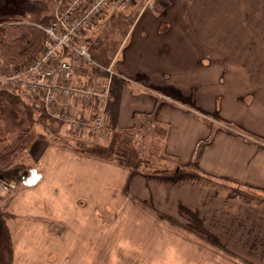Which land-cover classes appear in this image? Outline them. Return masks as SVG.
<instances>
[{"label":"crops","instance_id":"0c3cea01","mask_svg":"<svg viewBox=\"0 0 264 264\" xmlns=\"http://www.w3.org/2000/svg\"><path fill=\"white\" fill-rule=\"evenodd\" d=\"M170 2L172 7L165 14L169 17V11L175 6L173 0ZM139 3L137 0L131 8ZM161 17L152 12L141 13L139 18L146 22L144 29L137 31L134 27L128 35L131 37L136 32L134 37L115 53L117 55L106 66L113 71L116 63L123 65L124 72H119L121 80L114 81L108 73L103 77L98 73L96 79L86 71L76 73L82 81L89 78L99 82L110 80L112 98L106 105V122L101 130L107 134V139L112 140L115 133H127L137 143L143 137L154 143V153L158 158L156 164L171 163L173 168H158L154 163L153 169L139 172L122 167L115 161L90 158L41 140L10 170L11 181L16 180L18 174L23 175L24 181L18 183L16 190L0 195V209L3 215L7 213L2 223L13 240L33 237V234L29 235L30 230H35V234L39 232L41 236L46 231V237L50 239L51 228L47 227L46 221L50 220L49 213L54 207L47 199L57 195L60 199L68 197L74 202L79 196L71 189L79 178L66 175L71 179L69 183L65 173L71 165L76 172L77 165L84 162L94 165L97 171L106 170L114 189L120 188L130 202L136 201L140 208H145L143 211L148 210L169 223L171 228L182 230L190 240H204L212 247L218 246L214 248L236 264H264V44L259 43L264 31L253 29L251 36L255 39L251 40V45L236 46V51L241 53L250 47L252 55L236 61L234 94H229L230 98H225V102L218 106L219 116L234 121L238 129L231 130L230 134L222 131L213 133L214 130L199 120L191 107L183 105L177 98L178 92L179 96L188 95L189 88L178 85L181 79H187L189 73L203 75L205 67L210 66H205L203 57L199 55L202 47L195 39L197 34L189 35L190 30L181 33L191 36L194 42L183 47L185 56L177 55L179 46L159 43L172 31L161 32ZM99 22L87 31L91 46ZM119 57L121 62H117ZM222 61L226 62V58L220 59L219 64ZM219 68L222 67L219 65ZM112 73L114 75V71ZM219 77L221 85H228L229 76H220L219 73ZM186 99L189 100L187 104L197 103V98L187 96ZM228 106H233L234 116L228 115ZM66 109L78 114L84 110L93 111L94 105L70 102ZM40 112L49 121L64 124L43 109ZM211 136L213 140L206 142ZM155 170L162 172L155 173ZM28 180L32 182L27 183ZM137 182L138 188L134 187ZM88 186L95 188L93 184ZM40 201L46 203L38 204ZM77 202L60 211L68 215L82 212L84 206ZM79 217L76 216L75 220H82ZM73 218L63 219L70 222ZM60 228L71 230L67 226ZM22 230L26 236L21 234Z\"/></svg>","mask_w":264,"mask_h":264},{"label":"rangeland","instance_id":"374dc122","mask_svg":"<svg viewBox=\"0 0 264 264\" xmlns=\"http://www.w3.org/2000/svg\"><path fill=\"white\" fill-rule=\"evenodd\" d=\"M170 3L172 4L170 0H140L134 8H130L132 5L124 10H110L106 18L100 20L99 28L92 37L90 50L95 65L92 66L94 69L91 75L96 79L98 73L99 77L108 73L114 81L121 80L123 65L115 64L114 75L108 72L106 66L117 55L115 53L134 37L136 32L131 37L128 36L131 30L134 27L137 31L143 28L146 22L139 18L141 13L159 14L163 20L161 32L172 29L159 43L164 45L169 42L177 45V55L185 56L183 47H188L194 40L191 36H183L181 33L190 30L189 35L197 34L195 39L202 47L199 55L203 57L204 65L210 64L203 70V75L189 73L187 79L179 81V86L183 84L189 89L187 88L188 95L179 96L181 94L178 92V101L191 107L197 118L209 126L210 130L215 131L213 133H229L238 129L234 121L219 116L218 106L230 98L229 94H234L233 76L236 61L240 62L241 57L248 58L252 55L249 52L250 47H246L241 53L236 51V46L251 45V40L255 39L251 36L253 29L264 31V0H173L175 6L169 11V17L165 14L172 7ZM56 10L57 5L50 4L47 0H0V23L17 18L33 20L50 12L54 14ZM152 39L155 40L154 37ZM259 40L260 44H264V37ZM225 58L226 62L219 64V60ZM121 61L122 58L119 57L117 62ZM219 65L222 68H219ZM218 72L220 76H229L228 85L220 84ZM187 96L197 98V103L187 104ZM227 112L228 115L234 116L233 106H228ZM64 124L51 122L43 116L42 125L37 126L36 130L45 132L44 140L52 145L62 146L66 150L90 158L99 157L115 161L122 167H126L125 163L137 164L144 160H149L151 166L157 163L154 143L144 138L141 142L135 141L137 144L134 143L133 136L127 133H115L112 140L107 139V134L101 131L74 134ZM212 136L205 141H212ZM171 159L175 161V158ZM73 167L71 165L67 169L65 176L70 175L72 178L73 175L79 178L77 184L74 182L71 191L75 190V194L79 196L74 202L78 200L77 203L84 206L83 211L69 215L62 213V208L68 209L67 206L74 202L68 197L60 199L57 195L52 196L47 199L54 207L49 213L50 220L46 221L47 227L51 228L50 239L46 237V231H43L41 236L39 232L35 234V230H30L29 235L33 234V237L13 240L2 223L7 213L3 215L0 209V264H236L233 259H227L214 248L218 246L212 247L204 240H190L182 230L171 228L169 223L161 221L148 210L143 211L145 208H140L136 201L130 202L120 188L114 189V183L112 185V182L108 181L106 170L97 171L94 165L84 162L81 166L77 165L76 172ZM156 167L173 168L171 163L156 164ZM143 170L142 165L136 169L139 172ZM11 175L12 171H9L2 177L11 180ZM18 175L16 180L22 183L23 175ZM31 182L32 180L27 181ZM88 184H93L95 188L87 187ZM115 185L121 187V184ZM134 187H139L138 182ZM44 202L40 201L38 204ZM22 204L26 205L25 202ZM79 215L82 220H75ZM62 217L74 218L69 222ZM60 226H67L71 230H63ZM23 232L24 230L21 234ZM224 244L227 245L225 242Z\"/></svg>","mask_w":264,"mask_h":264},{"label":"built area","instance_id":"2783aa9c","mask_svg":"<svg viewBox=\"0 0 264 264\" xmlns=\"http://www.w3.org/2000/svg\"><path fill=\"white\" fill-rule=\"evenodd\" d=\"M136 0H60L48 26H40L47 41L42 52L27 66H8L0 59V89L7 87L64 122L75 134L98 132L106 122L110 82L83 83L77 76L82 65L93 66L88 29L110 10H122ZM70 102L94 105V110L73 114ZM17 188L0 178V195Z\"/></svg>","mask_w":264,"mask_h":264},{"label":"trees","instance_id":"16d2710c","mask_svg":"<svg viewBox=\"0 0 264 264\" xmlns=\"http://www.w3.org/2000/svg\"><path fill=\"white\" fill-rule=\"evenodd\" d=\"M47 2L58 7L60 0ZM52 18L53 13L50 12L33 20L17 18L0 23V59L8 66L29 65L42 52L47 41L40 26H48ZM92 69V66L84 64L77 71H86L91 76ZM42 117L43 113L18 92L7 87L0 89V176H6L7 172L23 160V155L31 152L38 142L44 140L45 132L36 130L37 126L42 125ZM149 162L144 160L142 163L124 165L134 170L141 165L144 169H151Z\"/></svg>","mask_w":264,"mask_h":264}]
</instances>
